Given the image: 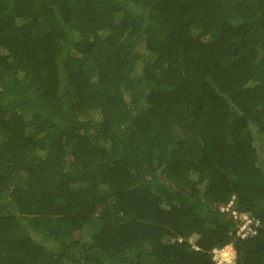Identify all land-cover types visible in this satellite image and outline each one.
Wrapping results in <instances>:
<instances>
[{
  "label": "trees",
  "instance_id": "1",
  "mask_svg": "<svg viewBox=\"0 0 264 264\" xmlns=\"http://www.w3.org/2000/svg\"><path fill=\"white\" fill-rule=\"evenodd\" d=\"M228 244L264 264V0H0V264Z\"/></svg>",
  "mask_w": 264,
  "mask_h": 264
},
{
  "label": "built area",
  "instance_id": "2",
  "mask_svg": "<svg viewBox=\"0 0 264 264\" xmlns=\"http://www.w3.org/2000/svg\"><path fill=\"white\" fill-rule=\"evenodd\" d=\"M221 210L230 212L232 217L238 221L239 227L237 230V235L240 238H246L256 233L259 222L248 212H239L234 207L233 201L229 202L226 206L221 207ZM230 247V253L235 252L231 244L220 248H213L212 259L214 260L215 264H236L235 257L229 259V255H231L229 254Z\"/></svg>",
  "mask_w": 264,
  "mask_h": 264
},
{
  "label": "rangeland",
  "instance_id": "3",
  "mask_svg": "<svg viewBox=\"0 0 264 264\" xmlns=\"http://www.w3.org/2000/svg\"><path fill=\"white\" fill-rule=\"evenodd\" d=\"M194 241V239H192V242ZM231 252V247L229 248V254H231V255H229V259H231V258H233V257H235L236 256V252H233V253H230ZM233 255V256H232Z\"/></svg>",
  "mask_w": 264,
  "mask_h": 264
}]
</instances>
